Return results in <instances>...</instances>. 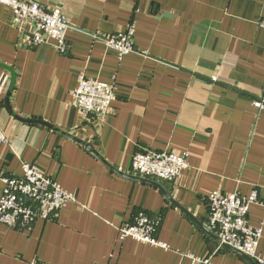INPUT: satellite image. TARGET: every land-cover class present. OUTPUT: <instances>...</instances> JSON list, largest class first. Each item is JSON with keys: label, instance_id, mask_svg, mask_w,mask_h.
<instances>
[{"label": "crops", "instance_id": "1", "mask_svg": "<svg viewBox=\"0 0 264 264\" xmlns=\"http://www.w3.org/2000/svg\"><path fill=\"white\" fill-rule=\"evenodd\" d=\"M24 1L62 10L72 25L70 51L30 46L34 26L15 27L0 2V125L7 140L0 175L22 176V162L34 163L77 203L26 231L0 225V264H192L188 254L209 257L217 241L161 189L106 164L140 176L132 158L145 149L188 153L180 180H152L206 226L210 192L245 196L257 187L263 204L251 206L249 221L264 229V110L253 105L264 97V0ZM132 21L138 52L119 60L103 37ZM81 73L115 86L103 120L84 119L73 105ZM4 188L0 179V196ZM141 212L157 221L156 238L167 248L120 239L119 226ZM259 253L264 259V234ZM212 262L252 264L227 248Z\"/></svg>", "mask_w": 264, "mask_h": 264}, {"label": "built area", "instance_id": "2", "mask_svg": "<svg viewBox=\"0 0 264 264\" xmlns=\"http://www.w3.org/2000/svg\"><path fill=\"white\" fill-rule=\"evenodd\" d=\"M0 2L10 9L15 27L24 31L27 25L34 26L30 46L53 45L60 54L69 53L67 33L72 25L60 8H50L38 1ZM259 25L264 28V17L259 21ZM135 29V21H132L125 31L103 37L105 43L117 51L119 60H123L130 53L138 52L134 40ZM115 99L114 84L87 76L85 73L79 75L78 85L73 92V105L84 119L95 115L103 120L111 113ZM253 105L263 111L264 97L254 99ZM6 141L5 131L0 125V145ZM189 166L188 153L173 149L140 150L132 158V170L135 174L166 182L180 180L183 171ZM22 169V176L0 175L5 184L0 196V225L26 231L38 220H51L69 203H77L73 193L36 164L23 161ZM258 203L262 202L257 187L245 196L238 192L227 193L221 190L210 192L207 197V227L220 239L221 244L206 258L200 259L188 254L192 264H214L212 256L223 248V244L241 251L257 264H264V259L259 253L264 229L262 226H252L249 221L250 208ZM156 231L157 221L145 212H141L133 223L118 228L121 240L132 237L143 243L167 248L166 243L156 238Z\"/></svg>", "mask_w": 264, "mask_h": 264}, {"label": "water", "instance_id": "3", "mask_svg": "<svg viewBox=\"0 0 264 264\" xmlns=\"http://www.w3.org/2000/svg\"><path fill=\"white\" fill-rule=\"evenodd\" d=\"M7 106L10 108V102H9V98H7ZM12 111V109H11ZM13 112V111H12ZM14 113V112H13ZM16 118L19 119L20 121H23V122H27V123H41L49 128H52V129H55V127H53L52 125L46 123V122H43V121H40V120H36V119H28V118H23L21 116H18L16 115ZM67 136H69L70 138L86 145V146H89L87 145V143H85L84 141H82L81 139L69 134V133H65ZM90 147V146H89ZM91 149H93V152L99 156L101 159L103 158V156L96 150L94 149L93 147H90ZM104 160V159H103ZM106 162V161H105ZM106 164L112 169L114 170L116 173H119L120 175H124L126 177H129V178H132V179H136V180H141V181H144V182H147V183H150L152 185H155L157 186L159 189H161V191L164 193V195L166 196V198L171 201L173 204L177 205L180 209H182L184 212H186L191 218H193V220L210 236L212 237L215 241H217L218 244H221V241L220 239L204 224H202L191 212H189L185 207H183L182 205L179 204V202H177L173 196L171 195V193L167 190V188L159 181H156V180H152V179H148V178H143V177H140V176H133V175H128L126 173H122L121 171H118V169L112 167L111 165H109V163L106 162ZM223 248H227V249H231L233 251H236V252H239L241 253L242 255H244L245 257H247L249 259V261L252 263V264H257V262L252 259L251 257H248L247 255H245L244 253H242L241 251L229 246V245H226V244H223L222 245Z\"/></svg>", "mask_w": 264, "mask_h": 264}]
</instances>
